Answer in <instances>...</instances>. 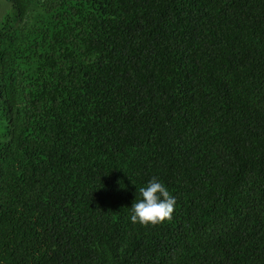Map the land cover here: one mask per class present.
<instances>
[{
	"label": "trees",
	"instance_id": "1",
	"mask_svg": "<svg viewBox=\"0 0 264 264\" xmlns=\"http://www.w3.org/2000/svg\"><path fill=\"white\" fill-rule=\"evenodd\" d=\"M4 2L0 264H264V0Z\"/></svg>",
	"mask_w": 264,
	"mask_h": 264
},
{
	"label": "clouds",
	"instance_id": "2",
	"mask_svg": "<svg viewBox=\"0 0 264 264\" xmlns=\"http://www.w3.org/2000/svg\"><path fill=\"white\" fill-rule=\"evenodd\" d=\"M138 194L130 208V220L133 224L157 225L172 220L177 198L164 182L153 178L145 186L138 188Z\"/></svg>",
	"mask_w": 264,
	"mask_h": 264
},
{
	"label": "rangeland",
	"instance_id": "3",
	"mask_svg": "<svg viewBox=\"0 0 264 264\" xmlns=\"http://www.w3.org/2000/svg\"><path fill=\"white\" fill-rule=\"evenodd\" d=\"M4 0H0V18H1V16H2V13H4V8H5V5H4ZM1 132H3L4 131V129L3 128H1V130H0Z\"/></svg>",
	"mask_w": 264,
	"mask_h": 264
}]
</instances>
